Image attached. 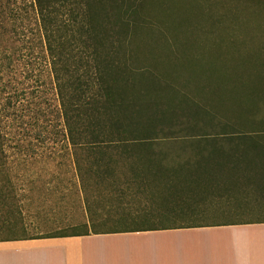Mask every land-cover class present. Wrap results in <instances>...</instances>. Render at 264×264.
Masks as SVG:
<instances>
[{
	"label": "trees",
	"instance_id": "16d2710c",
	"mask_svg": "<svg viewBox=\"0 0 264 264\" xmlns=\"http://www.w3.org/2000/svg\"><path fill=\"white\" fill-rule=\"evenodd\" d=\"M140 3V0H28L18 7L35 29L23 39L26 55L31 58L27 77L38 81L37 93L38 86L51 89L56 101L53 111L47 106L43 108V99L35 100L42 93L37 95L34 91L29 112L34 125L40 127L38 121H46L41 129L47 133V142L62 145L61 150L71 158L77 190L83 194L87 212L86 220L71 225L68 232L26 238L204 226L191 223L98 228L106 222L104 216L101 222L91 216L87 192L92 185L119 199L130 194L132 186L135 192L162 191L179 201L184 194L197 197L211 192L221 196V191L228 195L229 191L245 190L251 185L264 191V135L237 133L227 141L231 145L213 142L160 145L162 139L157 140V135L171 132L179 119L181 131L190 125L201 129L191 122L206 110L158 70L179 64L181 56L162 51L170 43L167 37L137 32L149 25L137 15ZM6 11L0 1V175L5 173L1 169L5 168L7 158L4 145L12 141L20 145L24 139L23 134L20 139L18 133L8 135L11 127L22 128L24 124L22 116L14 114L18 108L12 97H7L12 39L4 32ZM251 98L254 97L235 99L243 103ZM188 117L193 120L190 122ZM236 126L239 123L218 124L220 130L231 129L232 133ZM123 169L130 177L123 181L111 179L118 172L123 173ZM4 192L5 187L0 186V195H5Z\"/></svg>",
	"mask_w": 264,
	"mask_h": 264
},
{
	"label": "rangeland",
	"instance_id": "374dc122",
	"mask_svg": "<svg viewBox=\"0 0 264 264\" xmlns=\"http://www.w3.org/2000/svg\"><path fill=\"white\" fill-rule=\"evenodd\" d=\"M0 1L7 8L3 15L7 26L4 32L12 39L7 97H12L18 108L14 114L21 115L24 124L22 128L11 127L8 133L9 136L18 133V139L23 134L20 145L13 141L4 145L7 158L5 168H1L5 173L0 175V186L5 187L6 193L0 195V238L68 232L71 225L86 220L87 212L82 203L83 194L77 190L71 158L61 150L62 145L47 142V133L41 129L46 121L40 119V127L34 125V117L29 112L30 97L34 91L37 93L38 81L27 77L31 58L26 55L23 39L31 36L35 29L31 19L18 8L28 0ZM140 1L137 15L149 25L137 32L167 37L170 43L162 51H173L181 56L179 64L158 70L206 110L197 119L188 117L201 129L190 125L181 131L179 119L171 132L157 135V140L162 139V143L158 141L160 145H210L212 142L231 145L227 141L237 133L264 135V101L261 100L264 98V0ZM38 90L37 95L41 92L42 97L35 100L43 99L42 107L53 111L56 101L52 90L45 86H38ZM241 96L254 98L243 103L236 101ZM18 99H22L21 102ZM227 121L240 126H236L234 133L231 129L220 130L218 124ZM118 173L111 179L123 181L130 177L124 169L123 173ZM8 180L10 184L6 183ZM96 188L92 185L87 197L93 219L99 221L104 216L106 223L99 224L98 228L191 223L206 226L264 220V191H259L255 185L229 191L228 195L221 191V196L211 192L197 197L184 194L181 201L162 191L135 192L133 186L130 194L121 199L107 196ZM186 233L193 234L191 238L196 240L203 236L197 231ZM186 233L181 236L186 237L183 235ZM207 233L227 241L231 231Z\"/></svg>",
	"mask_w": 264,
	"mask_h": 264
},
{
	"label": "crops",
	"instance_id": "0c3cea01",
	"mask_svg": "<svg viewBox=\"0 0 264 264\" xmlns=\"http://www.w3.org/2000/svg\"><path fill=\"white\" fill-rule=\"evenodd\" d=\"M223 229L231 231L227 241L207 233ZM190 231L203 236L192 239ZM0 264H264V220L32 239L4 236Z\"/></svg>",
	"mask_w": 264,
	"mask_h": 264
}]
</instances>
